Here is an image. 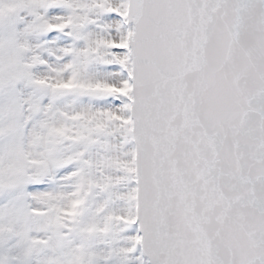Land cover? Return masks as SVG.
Returning <instances> with one entry per match:
<instances>
[{
  "label": "snow or ice",
  "instance_id": "snow-or-ice-1",
  "mask_svg": "<svg viewBox=\"0 0 264 264\" xmlns=\"http://www.w3.org/2000/svg\"><path fill=\"white\" fill-rule=\"evenodd\" d=\"M0 264H264V0H0Z\"/></svg>",
  "mask_w": 264,
  "mask_h": 264
}]
</instances>
